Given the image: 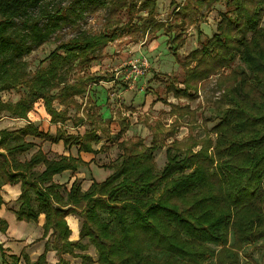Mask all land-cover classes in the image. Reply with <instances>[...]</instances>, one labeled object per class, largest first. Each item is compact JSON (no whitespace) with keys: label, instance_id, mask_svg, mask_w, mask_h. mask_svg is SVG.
Wrapping results in <instances>:
<instances>
[{"label":"trees","instance_id":"16d2710c","mask_svg":"<svg viewBox=\"0 0 264 264\" xmlns=\"http://www.w3.org/2000/svg\"><path fill=\"white\" fill-rule=\"evenodd\" d=\"M156 1L138 0L137 6L127 0H69L64 5L63 0H0V93L25 90L15 103L0 99V117L5 112L26 119L33 105L42 101L52 124L65 123L71 109L80 110L79 124L91 122V106L80 108L75 97L83 98L89 84L114 81L112 75L93 76L86 69L118 37V13L134 12V7L144 17L139 25L127 24L128 32L174 33L169 43L175 48L169 50L183 70L184 90L168 85L167 92L193 100L199 85L215 75L216 87L226 92L223 99L230 105L210 130L214 139L207 138L197 151L192 146L184 151L175 144L174 150L168 147L159 173L154 142L144 147L141 138L117 141L121 158L111 173L85 192L74 182L65 196L52 177L86 164L70 156L48 159L40 150L20 162L33 147L23 140L32 136L96 154L93 145L100 137L95 130L74 136L57 129L52 136L29 123L17 131H0V186L21 182L18 220L36 221L44 214V236L52 231L56 264H67L60 258L64 253L90 264L89 256L73 252L87 250L80 243L84 238L96 250L97 264H204L205 258L214 264H238L245 244L264 242V0H192L182 6L171 2V22L155 19ZM220 1L225 10L215 32L180 61L176 50L183 41L176 30L193 24L204 7ZM108 7L105 30H79L67 41L60 39L64 27L78 26L88 14ZM51 37L57 45L46 57V66L39 64L27 74L24 58ZM235 60L243 68H233ZM71 74L79 76L68 82ZM54 103L63 109L54 108ZM38 165L44 170L32 176ZM70 214L81 219L76 242L68 241L64 219ZM148 251L162 257H149ZM43 258L33 264H42Z\"/></svg>","mask_w":264,"mask_h":264},{"label":"rangeland","instance_id":"374dc122","mask_svg":"<svg viewBox=\"0 0 264 264\" xmlns=\"http://www.w3.org/2000/svg\"><path fill=\"white\" fill-rule=\"evenodd\" d=\"M69 0H63L64 5ZM129 4H138V0H127ZM175 0H157L155 19L163 22H171L170 19L173 7L170 3ZM192 0H185L182 4H191ZM186 4V5H187ZM194 4V3H192ZM138 6V5H137ZM111 7L102 9L92 14H88L84 20L79 22L78 26L64 27L59 35L62 41L72 38L79 30L96 34L105 30L106 20L109 19ZM131 10H121L117 15L119 23L116 25L118 29V37L111 43L107 44L96 61L92 62L86 69V72L93 76H102L114 78V84L100 81L96 85H88L87 92L83 98L75 97L80 108L88 110V101L93 111L92 122H83L79 125L78 119L82 118L80 110L76 112L74 109L68 110L69 121L65 125V131L72 132V128L92 129L97 132L100 137L102 148L100 153L102 157L99 159L100 168L103 170H93V175L100 179L103 175L107 177L115 166L120 162L121 153L116 148V142L121 139L132 142L141 138L142 146L148 147L154 142L157 147L153 152V159L156 165V173L163 168L166 157L165 150L174 144L180 151L191 147V150L197 151L202 142L207 138L214 139L211 128L219 121L225 110L230 107L225 101L226 92L216 87V79L218 76H211L199 85L196 96L193 100L185 97H174L171 92H167L168 85L174 87V90H184L181 84L184 78L183 70L175 64L172 52L169 48H175V44L169 43V39L174 38V33L167 34L160 31L154 35L142 36L140 32H128V25H139V18H143L144 14L136 12V7ZM225 10L223 2L212 3L208 7H204L198 14L196 21L182 28L181 38L183 45L177 49L176 55L180 61L192 50L198 48L204 40L209 38L216 29V23L219 20V14ZM171 20V21H170ZM128 24V25H127ZM264 26V19L262 21ZM178 29V27H177ZM180 29V28H179ZM181 30V29H180ZM140 43H143L142 45ZM140 44V45H139ZM57 42L53 37L48 42L36 47L28 56L24 58L27 64L26 73L32 74L34 69L42 64L46 66V57L56 47ZM143 55L148 61V69L140 75L132 88L128 86L129 62ZM174 60V61H173ZM177 65V66H176ZM233 68H243L238 60L232 64ZM226 73L227 71H223ZM79 76L77 74H74ZM68 78V82L73 81V76ZM68 77V76H67ZM25 95L24 89L17 91L0 93V99L3 102L15 103L20 97ZM149 96L152 101H149ZM131 99V104L130 100ZM135 98V100H134ZM100 101L98 105H95ZM127 105H126V104ZM41 101L35 103L36 109L33 113L38 114L41 108ZM54 108L62 110L63 106L54 103ZM32 107V108H33ZM111 114L110 119L100 121L101 115ZM112 116L115 118L112 119ZM41 119V118H40ZM9 127H16L22 123L13 122ZM130 122L131 126H130ZM46 123V122H45ZM116 123V124H114ZM44 123L41 122V126ZM47 124V123H46ZM127 125L123 136L119 137L109 135V132L119 130L122 126ZM130 126V127H129ZM83 127V128H82ZM173 132V135H168ZM135 141V142H136ZM100 143L98 144L100 147ZM108 144V145H105ZM104 148V149H103ZM97 171V172H96ZM123 197V195H121ZM106 219L105 215L103 217ZM108 219V218H107ZM210 248L217 247L210 245ZM94 256L91 258L90 264H97V254L94 249ZM149 257L161 258L162 256L151 251L147 252ZM88 256V255H87ZM86 264L84 261L78 264ZM67 264L70 263L69 261ZM204 264H214L212 258H205ZM238 264H264V242L257 241L245 244L238 253Z\"/></svg>","mask_w":264,"mask_h":264},{"label":"crops","instance_id":"0c3cea01","mask_svg":"<svg viewBox=\"0 0 264 264\" xmlns=\"http://www.w3.org/2000/svg\"><path fill=\"white\" fill-rule=\"evenodd\" d=\"M184 1L185 0H175V2L179 4V6H182L183 5L182 3ZM160 31L154 34H158L160 33ZM149 34L146 33L145 35H149ZM140 44L142 45L143 43ZM114 81H109V83L111 82L114 84L115 83ZM96 84L97 83H93L90 85H96ZM152 97L153 96H149V101L153 100ZM128 99L130 100L129 104H131V99L130 98ZM99 103L100 101H97L95 105H98ZM88 106H91L89 101H88ZM35 109L36 108L33 107L27 113L26 119L12 117L5 112L2 113L0 117V131L3 130L9 132L17 131L25 127L29 123H31L34 127H36L39 132L49 133L52 136L55 134L57 129H60L66 135H74V136L76 135L81 136L86 130H91V129H84L82 127L83 128L82 131L80 129H77L76 131L72 128V132L69 131L66 132L65 125L67 124L69 119L63 124L61 123L52 124L50 123V117L44 111L43 104H41V108L40 111H38L39 112L38 114L33 113V110ZM110 117L111 114L108 113L107 115H105L103 113V115H101L98 119H100V121L103 122L107 119H110ZM114 118L115 117L112 116V119ZM10 120L13 121L14 123L18 122L22 124L12 128L9 127L10 124L12 125ZM41 122L44 123L42 126H41ZM131 123L132 122H130V126ZM81 124H79L78 126H81ZM123 126H125L127 129V125L123 124ZM120 129L117 131L114 130L110 131L109 135L112 137L113 135H116V133L118 134ZM99 130H100L99 128L96 129L95 131L96 134L97 132H99ZM122 140L125 139H121L120 141ZM23 141L33 144V147L28 152H26L25 154L19 157L20 162L28 160L33 153L40 150L43 154L47 155L48 159H52L55 156H65V157L70 156L72 158H79L83 163L86 164L84 166L79 165L75 171L66 170L61 173L55 174L52 177L51 182L61 186V188L63 189L60 190L63 196H65L66 194L65 192H67L70 189L71 185L74 182H77L79 184L80 192H85L89 189L92 182L100 183L106 178L103 175H101L102 177L98 179V177L93 175L94 169L97 171L103 170L100 168V161H99V159L102 157V154L100 153L101 150L100 148H102V143H100V141H99L100 147L98 145L99 143L93 145V149L98 151L96 154L78 152L77 146L64 147L62 142L50 143L48 141H44L32 136L25 137ZM43 170H44V166L38 165L33 169L32 176L40 174ZM20 192H21V182L14 184H4L0 186V264H33L38 260V258L41 255H44L42 264L58 263V256L56 254L55 249H53L52 247L54 240V236L51 235L52 231L51 230L48 231V233L44 236V231H43L44 214L40 213L36 221L26 222V221H20L16 218V214L21 206V203L18 200ZM64 220L69 230L68 241L70 242L79 241V231L81 224L80 217L75 214H70L67 215ZM80 243L86 244L87 250L82 252L77 249H74L73 252L75 254H86L92 257L95 255L94 247L89 243V240L87 238L82 239ZM12 258H16V260H13ZM60 258L66 262L69 261L70 263H74V264H78V262L81 261L80 258L72 257L67 253L61 254Z\"/></svg>","mask_w":264,"mask_h":264},{"label":"built area","instance_id":"2783aa9c","mask_svg":"<svg viewBox=\"0 0 264 264\" xmlns=\"http://www.w3.org/2000/svg\"><path fill=\"white\" fill-rule=\"evenodd\" d=\"M148 67V61L143 55L139 56L138 58H134L129 62V88H132L137 78L142 75L148 69Z\"/></svg>","mask_w":264,"mask_h":264}]
</instances>
